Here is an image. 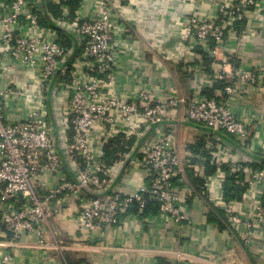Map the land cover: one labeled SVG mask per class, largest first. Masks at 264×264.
<instances>
[{
	"label": "built area",
	"instance_id": "obj_1",
	"mask_svg": "<svg viewBox=\"0 0 264 264\" xmlns=\"http://www.w3.org/2000/svg\"><path fill=\"white\" fill-rule=\"evenodd\" d=\"M47 1L0 0V237L16 243L30 235L46 246L44 226L51 229L64 216L66 192L78 199L69 217L90 238L118 226L134 205L143 212L153 202L175 224H192L185 200L195 190L185 174L199 166L197 159L210 161L223 183L234 177L245 188L242 200L230 201L216 181L205 186L217 192L211 212H223L228 229L252 245L253 228L264 227V166L259 162L264 159V120L239 117L231 104L264 86V64L244 66L246 46L235 38L236 28L244 24L248 29L253 15L264 13V0H187L191 11L183 15L180 38L159 57L174 62L183 52L204 53L198 55L208 79L188 99L173 84L145 87L130 99L120 95L119 63L137 52L124 40L137 35L144 0H99L93 10L83 0L75 11L63 4L67 0H52L61 6L59 17L47 13ZM206 1L214 10L203 15L210 5ZM45 14L50 25L41 22ZM187 62L181 69H189ZM183 108L186 121L205 127L209 157L192 150L180 155L167 123ZM221 133L232 138L231 148L223 145ZM133 138L137 143L125 162L132 158L128 166L140 171L143 181L134 191L119 185L105 196L121 165L107 164L104 147L111 139ZM232 148L261 165L225 161ZM65 160L73 164L72 177L57 185L48 182L47 176L58 177L67 167ZM61 248L87 252L90 246L75 241ZM12 257L4 254L0 264H11Z\"/></svg>",
	"mask_w": 264,
	"mask_h": 264
},
{
	"label": "crops",
	"instance_id": "obj_2",
	"mask_svg": "<svg viewBox=\"0 0 264 264\" xmlns=\"http://www.w3.org/2000/svg\"><path fill=\"white\" fill-rule=\"evenodd\" d=\"M48 1L54 3L52 0ZM84 2L91 10L96 9L99 4V0ZM206 2L210 5L201 10L200 13L203 15L214 10L213 4L210 1ZM258 2L262 3L260 0ZM143 8L145 12L142 10L143 15H139L136 20L137 35L127 36L124 40L128 48L133 45L137 52L129 54L119 63L121 66L118 67L117 73L120 95L124 99H130L145 87L158 90L173 84L180 96L188 99L192 89L196 86L201 88L208 79L201 72L203 65L199 55L202 56L204 53L199 51L198 55L183 52L181 61L174 62H164L159 57L163 48L169 49L175 45V40L180 38L183 15L191 11L188 1L144 0ZM119 34L124 35L121 32ZM235 38L237 41L242 39L246 46V52L240 61L244 66L250 68L264 64V13L254 14L253 22L248 29L244 24L236 28ZM168 41L169 43H166ZM164 43L167 45L164 46ZM186 58L189 69L183 70L181 67ZM204 63L207 72L211 74L212 69L208 62ZM231 108L239 117L254 116L264 120V86L248 90L247 93L233 98ZM167 127L174 129L175 141L181 156L184 157L192 150L191 147L202 139L206 153H198L209 157V150L206 149L208 143L206 129L203 125L186 121L185 108L167 123ZM105 130L106 135L111 129L108 126ZM101 132L99 129L97 135L99 136ZM219 135L223 138V145L231 148L232 138L224 133ZM116 141L111 139L108 145ZM133 141V144L127 141L129 145L126 151L119 153L118 160L113 161L114 164L121 165L120 172L115 182L105 191V196L116 190L119 185L123 186L121 189L126 192L134 191L141 185L143 174L138 170H131L129 166L125 168L126 157L137 143L135 138ZM108 145L104 147L106 162ZM223 158L225 161L236 160L255 168L261 165L253 164L251 156L233 148L230 155ZM65 161L67 167L63 172L58 177L47 176L48 182L57 185L64 179L72 177L73 164ZM194 162L199 164L197 169L188 168L185 174L195 190L191 198L185 200L193 218L192 224L187 222L175 224L169 217L162 216L157 209L158 203L153 202L141 213L134 205L128 215L120 217L118 226L90 238L81 233L76 219L69 217V212L76 210L78 199L74 194L66 192L68 201L64 206V216L52 223L51 229L44 226L47 232L44 241L46 246L30 235L24 236L16 243H12L7 237H0V258L6 253H11L13 256L11 264H264L263 225L259 224L253 228L254 242L249 245L243 242L240 235L236 236L231 232L226 224L225 227H221L212 221L209 218L211 201L217 197V192L205 186L211 181H216L218 187L225 188L226 182L223 183V176L216 174V167L210 161L202 163L196 159ZM183 196H187L185 191ZM246 208L245 212L248 211ZM237 209H242V206L238 205ZM72 241L87 242V246H90L89 251L61 248L73 243Z\"/></svg>",
	"mask_w": 264,
	"mask_h": 264
},
{
	"label": "trees",
	"instance_id": "obj_3",
	"mask_svg": "<svg viewBox=\"0 0 264 264\" xmlns=\"http://www.w3.org/2000/svg\"><path fill=\"white\" fill-rule=\"evenodd\" d=\"M63 4L68 5L73 11L77 10L80 7L81 4V0H67L65 1ZM45 7L47 10V13L54 17H59L61 14V6L54 4L53 2L47 1L45 2ZM41 22L43 25H50L49 22L50 20L48 19L47 15H42L41 16ZM200 125V124H199ZM133 139L129 141V144H133ZM128 142L125 143V141H120L117 140L115 143H112L111 145H108L106 147V153H107V164L109 166H112L114 163V160H118V155L121 152H125L126 151V147L129 145ZM192 151H194L197 154L202 153H206L205 149H204V142L202 139H199L197 144L195 146H192ZM200 152V153H198ZM260 163H262V165L264 166V159H260L259 160ZM245 192V188L240 187L239 184L236 183V179L234 177H230L226 180V184H225V198L226 200H241L243 198V194ZM148 208V207H147ZM146 208V209H147ZM145 209V210H146ZM157 209H159L157 207ZM141 213V212H139ZM209 218L218 223L221 227H225L224 225L226 224V217L225 214L223 212H219L217 211L215 212H211L209 214Z\"/></svg>",
	"mask_w": 264,
	"mask_h": 264
},
{
	"label": "water",
	"instance_id": "obj_4",
	"mask_svg": "<svg viewBox=\"0 0 264 264\" xmlns=\"http://www.w3.org/2000/svg\"><path fill=\"white\" fill-rule=\"evenodd\" d=\"M131 160H132V158H130V159L126 162V164H125V168L130 164Z\"/></svg>",
	"mask_w": 264,
	"mask_h": 264
}]
</instances>
